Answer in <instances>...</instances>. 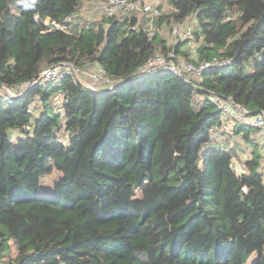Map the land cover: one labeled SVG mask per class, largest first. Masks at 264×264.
<instances>
[{
    "label": "trees",
    "instance_id": "16d2710c",
    "mask_svg": "<svg viewBox=\"0 0 264 264\" xmlns=\"http://www.w3.org/2000/svg\"><path fill=\"white\" fill-rule=\"evenodd\" d=\"M81 2L0 0V85L63 61L99 64L115 81L92 90L69 73L0 97V262L264 264L260 152L244 158L224 137L231 128L257 144L255 128L231 118L225 127L212 99L264 110V0H165L150 34L136 15L91 21ZM193 15L191 36L168 42ZM171 50L196 64L231 61L199 79L137 76Z\"/></svg>",
    "mask_w": 264,
    "mask_h": 264
},
{
    "label": "built area",
    "instance_id": "2783aa9c",
    "mask_svg": "<svg viewBox=\"0 0 264 264\" xmlns=\"http://www.w3.org/2000/svg\"><path fill=\"white\" fill-rule=\"evenodd\" d=\"M163 0H82L78 13H83L86 17L94 21L96 17H108L116 13L120 15H136L138 22L150 34L152 27V20L158 15L160 5ZM71 17L67 16L66 21L70 22ZM50 18L47 16L43 20L44 23H49ZM197 23L196 17L191 16L187 22L176 24L172 27L169 35L166 36L168 42L172 40L184 39L190 37L194 25ZM67 33L74 31L70 25L62 24L60 27ZM231 59H201L197 64L189 60L178 58L176 53L171 50L168 55L161 53H154L150 55L145 63L137 70V76H143L146 73L154 72L160 69L169 70L176 74H184L187 77L199 79L204 70L210 68H217L230 63ZM75 73L79 76L81 81L88 88L92 90H100L105 88H112L114 80L106 76L105 69L99 64L94 69L82 68L68 61H63L50 66L42 68V70L34 77L25 81L16 83L12 86L0 85V97L6 100H11L14 97L22 95L28 88L34 85H46L52 80H58L63 76ZM38 96H36L37 98ZM212 99L220 108L222 119L224 122L231 118L240 124H245L254 127L257 130L256 140L259 147L260 159L258 170L264 174V110L258 113L249 114L248 111L240 105L234 103L230 99L221 98L213 95ZM33 105L31 106V110ZM249 153H242V157H247ZM237 170L243 171L245 166L243 164H235ZM0 264H7L0 262Z\"/></svg>",
    "mask_w": 264,
    "mask_h": 264
},
{
    "label": "rangeland",
    "instance_id": "374dc122",
    "mask_svg": "<svg viewBox=\"0 0 264 264\" xmlns=\"http://www.w3.org/2000/svg\"><path fill=\"white\" fill-rule=\"evenodd\" d=\"M168 9H169L168 5L165 3V0H163L162 4L160 5V10L163 11V10H168ZM79 14H82L84 17H86L83 13H79ZM98 19H100V17H96V20H98ZM224 124H225L224 125L225 127H228L227 126L228 123L224 122ZM231 132H232L231 128L229 131L226 130V134L224 135V137L227 139L229 146L233 147L236 152H238L239 154H242V153H249V151H251V150H254L256 152L259 151V147L255 142L253 143L248 139L242 138V136L238 133L233 134ZM249 133H250V137L255 138V136L257 134V130L256 129H250ZM220 134H219V136H220ZM238 163L240 164L239 161H238ZM58 173L59 172H57V171H53L50 175L45 176L42 180V186H41L40 190L41 189H44V190L51 189L53 187V181L58 178ZM253 257L254 256H250V258L246 261L245 264H252Z\"/></svg>",
    "mask_w": 264,
    "mask_h": 264
},
{
    "label": "clouds",
    "instance_id": "9594fccd",
    "mask_svg": "<svg viewBox=\"0 0 264 264\" xmlns=\"http://www.w3.org/2000/svg\"><path fill=\"white\" fill-rule=\"evenodd\" d=\"M18 2L23 9H31L35 7L37 0H29V2H24V0H18Z\"/></svg>",
    "mask_w": 264,
    "mask_h": 264
},
{
    "label": "crops",
    "instance_id": "0c3cea01",
    "mask_svg": "<svg viewBox=\"0 0 264 264\" xmlns=\"http://www.w3.org/2000/svg\"><path fill=\"white\" fill-rule=\"evenodd\" d=\"M228 125L230 126L231 124H230V123H228Z\"/></svg>",
    "mask_w": 264,
    "mask_h": 264
}]
</instances>
